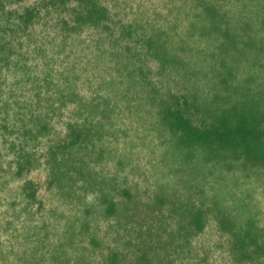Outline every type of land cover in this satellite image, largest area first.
Segmentation results:
<instances>
[{
    "label": "rangeland",
    "instance_id": "1",
    "mask_svg": "<svg viewBox=\"0 0 264 264\" xmlns=\"http://www.w3.org/2000/svg\"><path fill=\"white\" fill-rule=\"evenodd\" d=\"M0 264H264V0H0Z\"/></svg>",
    "mask_w": 264,
    "mask_h": 264
}]
</instances>
